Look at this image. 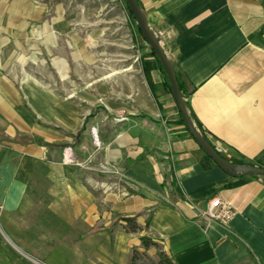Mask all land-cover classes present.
Masks as SVG:
<instances>
[{
    "label": "crops",
    "instance_id": "1",
    "mask_svg": "<svg viewBox=\"0 0 264 264\" xmlns=\"http://www.w3.org/2000/svg\"><path fill=\"white\" fill-rule=\"evenodd\" d=\"M137 2L199 131L230 163L264 170V0ZM1 70V217L47 249L42 264H130L142 237L173 264H264V180L228 176L202 152L158 67L150 87L143 76L105 97L94 84L95 106L78 109ZM213 198L232 210L227 223L201 219Z\"/></svg>",
    "mask_w": 264,
    "mask_h": 264
},
{
    "label": "rangeland",
    "instance_id": "2",
    "mask_svg": "<svg viewBox=\"0 0 264 264\" xmlns=\"http://www.w3.org/2000/svg\"><path fill=\"white\" fill-rule=\"evenodd\" d=\"M148 48L120 0H0L2 75L39 84L42 96L51 93L57 102L71 98L77 109L95 106L94 84L104 85L105 97L111 84H121L120 93H127V84H145L141 62ZM16 220L3 219L0 211V264H42L47 249ZM8 236L26 248H16ZM150 250L140 252L136 264H158L166 255L158 243Z\"/></svg>",
    "mask_w": 264,
    "mask_h": 264
},
{
    "label": "water",
    "instance_id": "3",
    "mask_svg": "<svg viewBox=\"0 0 264 264\" xmlns=\"http://www.w3.org/2000/svg\"><path fill=\"white\" fill-rule=\"evenodd\" d=\"M127 7L130 11L132 18L138 29L140 30L143 41L149 49L155 54L160 65L166 74L171 88L172 98L176 104V108L181 117L184 127L190 137L194 140L196 145L202 152L225 174L231 177H257L264 179V170L251 166L235 165L224 159L218 152L211 146L207 139L195 127L191 120L185 105L184 97L179 89L178 81L172 64L165 57L161 48L159 39L155 37L146 23V19L136 0H125Z\"/></svg>",
    "mask_w": 264,
    "mask_h": 264
},
{
    "label": "trees",
    "instance_id": "4",
    "mask_svg": "<svg viewBox=\"0 0 264 264\" xmlns=\"http://www.w3.org/2000/svg\"><path fill=\"white\" fill-rule=\"evenodd\" d=\"M120 1H121V2L124 4V6H125V9H126L127 14H128V18H129V20H130L131 25L133 26V29L135 30L136 34L142 39V36H141L140 30H139L138 27L136 26V24H135V22H134V19L132 18L131 14H130V11H129L128 7H127V4H126L125 0H120ZM136 1H137V0H136ZM137 3H138V2H137ZM147 57H152V58H153V60H154V65H153V63H151V62H149L148 60H146ZM154 66L158 67L159 70H160V71L162 72V74L164 75L165 80H166V83H167V86H168V89H169V91L171 92L170 84H169V82H168V79H167V77H166V74L164 73V71H163V69H162V67H161V65H160V62L158 61L157 57H156L155 54L150 50V54H149V56H142V62H141L142 73H143V76H144V78H145L147 84L149 85V87H150L151 84H152L151 81H150V72L152 71V69H153ZM175 76H176V74H175ZM176 78H177V81H178L179 89H180V91H181V93H182V95H183V97H184L185 94H186V91H185V89L183 88V86H182V84L180 83V81H179V79H178L177 76H176ZM179 117H180V115H179ZM191 120H192V118H191ZM192 121H193V120H192ZM193 123H194V122H193ZM180 124H182V125L184 126V123L182 122L181 117H180ZM194 124H195V127H196L198 130H200L199 127H198V125H197L196 123H194ZM184 128H185V127H184ZM201 134L204 136V134H203L202 132H201ZM204 137H205V136H204ZM205 138H206V137H205ZM206 139H207V138H206ZM207 141H208V140H207ZM43 145L46 146V147H50V146L47 145V144H43ZM260 179H261V178H260ZM262 180H264V179H262ZM165 184H166V181H165V183L161 186V188H164ZM170 185H171V186H174V183L171 182ZM122 222L124 223V230H125V232H127V233L134 234V233H137V232L140 230V228H139L138 225L136 224V220H135L134 218H123V219H122ZM147 226H148V224H146V227H147ZM140 242H141V247H142L143 251H147V250L150 249V247H153V246H156V245H157V243H156L154 240H152V239H150V238H147V237H142V238L140 239ZM139 253H140V251H138V250H133V251H132L130 264H136L137 257H138V255H139ZM158 264H173V263H172V260H171L169 257H167L166 255H164L163 253H161V254H160V258H159V262H158Z\"/></svg>",
    "mask_w": 264,
    "mask_h": 264
},
{
    "label": "built area",
    "instance_id": "5",
    "mask_svg": "<svg viewBox=\"0 0 264 264\" xmlns=\"http://www.w3.org/2000/svg\"><path fill=\"white\" fill-rule=\"evenodd\" d=\"M68 158L71 159L72 155H68ZM72 162H75L74 158L72 159ZM232 216V210L227 205L223 204L218 198L209 200L205 209L200 214L201 219L207 224H225L232 218Z\"/></svg>",
    "mask_w": 264,
    "mask_h": 264
}]
</instances>
